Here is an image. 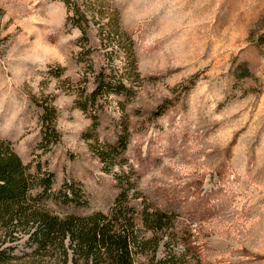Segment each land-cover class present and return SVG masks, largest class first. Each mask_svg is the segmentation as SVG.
<instances>
[{
  "label": "rangeland",
  "instance_id": "rangeland-1",
  "mask_svg": "<svg viewBox=\"0 0 264 264\" xmlns=\"http://www.w3.org/2000/svg\"><path fill=\"white\" fill-rule=\"evenodd\" d=\"M101 67L126 91L93 99ZM6 143L33 182L81 189L65 204L37 184L42 210L107 213L128 179L138 209L192 233L201 264H264V0H0ZM28 226L0 214V264H74L57 240L34 251Z\"/></svg>",
  "mask_w": 264,
  "mask_h": 264
},
{
  "label": "trees",
  "instance_id": "trees-1",
  "mask_svg": "<svg viewBox=\"0 0 264 264\" xmlns=\"http://www.w3.org/2000/svg\"><path fill=\"white\" fill-rule=\"evenodd\" d=\"M70 20L86 38V16L77 8ZM116 35L119 38L118 33ZM108 46L111 47L110 43ZM83 54L87 56L86 51ZM125 55L126 65L130 67L128 49ZM106 71L101 67L98 73L96 87L90 94L93 99L99 93H121L127 89L124 77L116 78ZM51 131L56 134L53 124ZM37 184L42 188L38 198L51 197L65 204L80 203L81 189L75 183L64 182L60 188L53 189L50 174L41 177L38 183L33 182L27 166L6 143L0 149V214L7 216L9 221L15 219L29 224L28 240L34 251L45 249L57 240L63 255H71L74 264L77 259L81 264H134L137 253L151 245L155 254L161 244L163 256H153L147 264H201L200 248L192 239V233L175 226L173 213L145 205L138 209L133 200L139 193L131 191L133 182L127 186L128 179L107 213L96 211L89 215L64 217L38 208L31 196V190ZM145 232L150 236L146 237Z\"/></svg>",
  "mask_w": 264,
  "mask_h": 264
}]
</instances>
